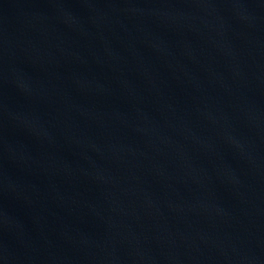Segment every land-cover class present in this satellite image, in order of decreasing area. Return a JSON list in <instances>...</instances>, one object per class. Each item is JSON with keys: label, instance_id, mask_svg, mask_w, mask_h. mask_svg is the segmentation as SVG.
I'll return each instance as SVG.
<instances>
[{"label": "water", "instance_id": "obj_1", "mask_svg": "<svg viewBox=\"0 0 264 264\" xmlns=\"http://www.w3.org/2000/svg\"><path fill=\"white\" fill-rule=\"evenodd\" d=\"M0 264H264V0H0Z\"/></svg>", "mask_w": 264, "mask_h": 264}]
</instances>
